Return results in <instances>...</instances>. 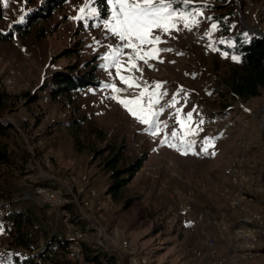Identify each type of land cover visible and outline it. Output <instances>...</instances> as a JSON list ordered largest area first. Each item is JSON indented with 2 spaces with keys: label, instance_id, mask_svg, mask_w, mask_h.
Segmentation results:
<instances>
[{
  "label": "rangeland",
  "instance_id": "374dc122",
  "mask_svg": "<svg viewBox=\"0 0 264 264\" xmlns=\"http://www.w3.org/2000/svg\"><path fill=\"white\" fill-rule=\"evenodd\" d=\"M86 2L96 8L100 15L89 17L82 14L80 9ZM165 3H170L177 14L175 27L169 33L154 29L153 36L159 35L164 42L141 47L143 52L151 51L153 47L172 51H160L156 58L146 57L147 63L136 60L139 70L132 68L128 71L129 56L135 54L131 49L123 48L122 45L126 42L120 41L105 28L103 21L111 19V6L107 4V0H95L94 3L92 0H7V6L4 5V0H0V11L4 16L0 31L3 33L14 30L16 25H23L30 14L51 6L50 17L37 23L28 34L21 36L16 32L11 39L0 41V58H16L23 67L19 89H3L7 100L2 108L0 106V119L13 125L11 120L20 124V118L25 116L30 123L20 124L23 131L33 129L34 132L43 133V146L48 156L68 174L60 178L63 183L61 186L69 194L70 200L73 198L70 190L78 194L79 188L89 186L96 191L94 197L88 196L87 191L79 195L81 204L83 199L90 202V207L83 210L88 217L76 222L81 231L90 229L91 239L84 243L85 261L82 264H108V259L114 258L97 245L99 240H102L105 247L118 248L122 253V258H116L110 264H130L134 253L145 255L150 264H215L218 258L229 255L228 246L227 253H220L221 244L217 241L215 255L205 249L203 233L207 230L204 231L206 227H201V223L204 224L207 220L203 215L200 216L201 210L197 207L205 206L206 211H211L209 209L220 206L222 212L235 216L236 219L230 221L231 226L237 220H242L244 211L230 204L233 192L222 195L221 191L213 187L216 182L224 187H229L230 184L226 183L225 176L221 178L217 175H209L207 180L196 184L199 182L194 178L179 173L182 171L177 164L179 160L194 161L213 146L224 144V141L218 144L211 140L207 151H202L206 147L205 141L209 140L206 130L223 128L227 124L221 122L222 114L228 116L229 122H235L239 130H251L256 134L255 143L238 138L236 146L240 139L251 144V150L245 153L248 162L244 166V172L250 171L255 177L252 189L253 210L262 216L260 222L252 226L264 233V204L260 203L262 199L255 196L258 188L263 189L260 194L264 195V90L261 96L250 100L233 98L224 81L231 66L239 63L232 59L236 55L229 51L235 45V36H242L248 42L253 37L264 38V0H165ZM181 14L186 19H181ZM78 15H84L85 18L74 19ZM21 16H24L23 23L19 22ZM186 22L189 27H185ZM222 23H225L224 30L229 27L228 33H223ZM213 24L216 25L215 29L212 28ZM114 48L122 50L113 59ZM224 48H228L227 51ZM106 56L109 59H105ZM88 64L100 66L98 77L102 85L87 88L77 99L79 119H86L81 126L83 132L78 135L83 147L78 150L68 127L73 118V107L67 108L54 102L44 105L43 100L50 97L49 90L41 89L45 83L50 82L54 73L67 72L75 65L82 69L79 70L82 73L83 67L86 68ZM120 75L134 77L140 87L129 88L120 80ZM24 82L29 83L27 88L22 87ZM157 82L162 84L158 91L166 95L159 99V103L153 104V111L161 108L164 111L158 117L160 134L152 136L145 132L148 125L141 124L130 115L118 99H132L147 89L141 101L147 108L149 94L157 91ZM109 85L124 89L126 93L117 97ZM34 93L39 99L29 103L26 95ZM173 99L175 104L170 107ZM45 111L54 113L49 121L42 118L41 113ZM188 113L192 114L190 122L187 119ZM244 119L250 120V127L247 129L239 124ZM187 128L198 130V141L185 155L182 152L186 149L180 141L185 139ZM99 129L105 134L106 140L103 142L91 134ZM173 131L177 132L175 139L171 136ZM19 135L21 136L20 133ZM165 136L179 145L180 151L161 144ZM22 140L18 141L21 143L20 147L14 146V162L0 171V192L4 193V198L0 199V264H10L15 258L25 260L34 256V253L13 245L11 240L12 210L24 204L40 206L33 195L36 186L34 178L25 173L30 158ZM111 145L124 146L125 158L130 163L144 154L147 156L144 167L126 190L127 196H140V201L128 210H123L121 205L111 204L107 196L110 174L101 167L103 156L95 154V150L105 151ZM242 153L239 149L233 163ZM108 155L109 152L104 154ZM152 159L161 166L155 168L157 164H153ZM162 166L163 174L158 170ZM73 175L80 179L79 183L73 181ZM181 182H186L187 186L181 187ZM155 187L161 194H167L166 201L157 193L158 197H153ZM185 193L189 199L196 201L189 203L185 199L179 200L177 196L180 194L183 197ZM168 200V207L162 209L161 204H166ZM181 203L185 210L179 209ZM68 205L77 220L79 209L74 204ZM196 209L198 214L193 213ZM46 217L52 228L51 238L47 241L54 244V249L60 247V250L48 252L50 262L47 264H79L67 258V229H62V224H58L54 217ZM99 230L103 237H100ZM55 239L56 242L53 243ZM125 240L129 242V249H120ZM221 240L225 242L224 239ZM197 250L204 251V255L200 261L194 262ZM95 256L99 257L100 263L92 261ZM230 264H264V254L253 260L231 257Z\"/></svg>",
  "mask_w": 264,
  "mask_h": 264
},
{
  "label": "trees",
  "instance_id": "16d2710c",
  "mask_svg": "<svg viewBox=\"0 0 264 264\" xmlns=\"http://www.w3.org/2000/svg\"><path fill=\"white\" fill-rule=\"evenodd\" d=\"M225 2H228V0H225ZM47 7L30 14L26 22L23 25H16L14 30L7 33L0 31V41L11 39L16 32L21 36L28 34L29 30L37 23L50 17V11H52L51 6ZM3 19L4 16L0 11V23ZM222 29H225V23H222ZM226 29L223 32L224 34L229 32V27ZM234 39L235 45L229 51H232L239 57V63L238 65L231 66V69L227 72L226 78L224 79L225 84L233 98H240L242 100L257 98L261 96L264 90V38L253 37L248 42L244 37L236 35ZM224 49L227 51L228 48ZM99 68V65L90 66L88 64L86 68L83 67L84 71L81 73L79 70L82 69L78 65H75L70 67L67 72L54 73L50 77V82L45 83L41 89L42 91L49 90V98L52 102L57 104L61 103L67 108L73 107V118L68 123V127L74 138L75 147L78 150L83 147L78 135L79 132H83L81 126L85 123L86 119H79L80 109L76 106L77 99L81 92L87 88L102 85L98 77ZM26 97L29 98V103L37 102L39 99L36 93L34 95L27 94ZM6 100L7 97L0 87L1 108ZM91 134L96 136L101 142L106 140L105 134L101 129ZM21 140V136L13 125L3 122L0 119V171L3 167L9 166L14 162V146L17 145V147H20L21 143L18 141ZM116 146H108V149L105 151L95 150V154L98 157L103 156L101 167L110 174V186L107 190V196L110 198L111 204L121 205L123 210H128L140 201V196H127L126 190L144 167L147 156L144 154L142 157L130 163L125 158L124 146ZM108 152L109 155L104 156ZM3 195L4 193L0 192V199L4 198ZM68 207L70 208V206ZM46 216V210L41 206L35 207L24 204L18 209L12 210L10 217L12 221V244L34 253V256L25 260L15 258L10 264H47L50 262L48 252L50 250H60L59 246L54 249V244L50 243V240L47 241L48 238H51L52 228ZM75 220L73 218L72 221L75 222ZM56 239L53 240V243L56 242ZM113 257L108 259L110 263L117 258L115 256ZM117 260L119 259L117 258ZM92 261L100 263L98 256H95Z\"/></svg>",
  "mask_w": 264,
  "mask_h": 264
},
{
  "label": "built area",
  "instance_id": "2783aa9c",
  "mask_svg": "<svg viewBox=\"0 0 264 264\" xmlns=\"http://www.w3.org/2000/svg\"><path fill=\"white\" fill-rule=\"evenodd\" d=\"M0 64V87L6 91H13L17 88L19 89V81L23 75L21 61L16 58L5 60L3 57H1ZM28 86V82H24L22 84L23 88H27ZM123 93H126L124 89H121L120 92L114 91V94L117 97ZM50 102L52 101L49 97H46L43 100V104L46 106H48ZM41 114L44 120L49 121L54 113L52 111H45V113L43 112ZM252 117L254 118L255 115L253 114ZM249 121V119H244L242 122L240 120L239 124L243 129H247L250 127ZM11 122L21 134V137L23 138L26 148L29 152L30 159L25 167V173L27 176L34 178L33 181L35 182L36 186L34 187L33 195L38 204L46 210V214L48 216L54 217L58 224H63L67 229V258L72 262L82 264L85 261L84 243L90 241L91 239L89 237L90 229L88 228L87 231L83 232L77 227L76 222L88 217L83 210L86 207H90V202L83 199L81 204L79 195L84 194L85 191H87L88 196L94 197L96 196V191L89 186L84 187L83 189L79 188L78 194L74 193L73 190H70L69 192L73 196L72 200H70L68 198L69 194L65 193L61 186L63 183L62 178H60V176L63 177L67 176L68 174L65 170L60 169L59 166H57V164L54 163L48 156L47 151L43 146V133L41 134L34 132L33 129L23 131L20 124L22 123L23 125H29L28 123H30L28 118L25 116L20 118V124L12 120ZM237 131V127H232L229 133H235ZM206 134L210 140H213L216 143L224 141L227 137V131L223 128L207 129ZM185 140L192 142L193 147L198 141V134L187 135ZM183 145L186 150H190L192 148L191 147L189 149L187 143ZM237 146L243 153L242 156L232 163L229 169V187H224L219 182L214 183L213 187L221 191L222 195L233 192L230 204L234 208L242 209L244 211V217L242 220H237V223L233 224L232 226L231 223L224 217L214 218L212 220V225L221 234V238L225 240L229 251V255L227 257L218 258L215 264H230L231 257L235 256L245 260H253L257 256L264 254V233L260 229L257 230L252 226L256 222H260L262 218L259 213H256L253 210L252 202L254 203V200L252 198V189L255 184V177L252 173H250V171H246L247 173L244 172V166H246V163L248 162V157L245 155V153H248L251 150V144L249 142L243 141V139H240L237 142ZM33 173H36L35 177L33 176ZM72 179L74 182H80V179L75 175L72 176ZM262 190L259 188V191ZM68 204H74L73 206L78 208L80 211V215L77 217L75 222L72 221L74 216L70 212ZM184 207L185 206L183 203L179 205V209L181 211L185 210ZM99 232L101 237L102 231L99 230ZM203 236L205 249L210 251L211 254L215 255L217 250L216 239L209 231L204 232ZM97 245L104 248V250L112 256H115L118 259L122 258V253L118 248L111 247V249H109L104 246L102 240H99ZM121 247L120 249H129V242L126 240L123 241ZM203 252L204 251L202 250H197L194 253V262L200 261L202 259L204 255ZM130 264L150 263L145 255L134 253L131 256Z\"/></svg>",
  "mask_w": 264,
  "mask_h": 264
},
{
  "label": "snow or ice",
  "instance_id": "6c2138e0",
  "mask_svg": "<svg viewBox=\"0 0 264 264\" xmlns=\"http://www.w3.org/2000/svg\"><path fill=\"white\" fill-rule=\"evenodd\" d=\"M94 3L95 0H92ZM107 4L111 6V19L104 20L105 28L113 35L117 36L120 41L126 42L123 43V48H128L133 51L134 56H129V65L127 69L131 71L132 68H137L136 60H143L147 63L148 58H156V55L160 51H172L171 49H159L153 47L151 51L143 52L142 45H158L163 43L159 35L153 36L154 29H160L163 33H169L172 28L175 27L176 12L172 10L170 3H165V0H107ZM4 5L7 6V0H4ZM82 14L87 16H99L100 13L96 8L90 6V3H85V5L80 9ZM84 15H78L74 19L82 20ZM181 19H186V17L181 14ZM20 23L24 22V16L20 17ZM185 27H189V24L186 22ZM212 28L215 29L216 25L213 24ZM222 43L224 41H221ZM122 49H112L113 59L120 55ZM215 50V49H214ZM109 59L108 56L104 57ZM233 60L239 62V57L233 56ZM137 70H139L137 68ZM120 80L125 83L129 88L140 87L136 82L134 77H126L120 75ZM115 92H120L121 89L117 88L115 85H109ZM162 87V84L157 82L155 89L149 94L150 101L145 108L141 103L142 98L145 96L147 89L141 91L139 96L132 99H118V102L124 106V108L136 118L141 124L148 125L145 129V132L152 136H157L160 134V122L158 117L164 111L161 108L159 111H153V104L159 103V99L166 95V93H160L158 90ZM116 98V97H114ZM154 98V99H153ZM175 100L171 106H174ZM192 114L188 113L187 119L190 122ZM178 123H181L178 121ZM183 126V124H182ZM166 127V125H165ZM198 130L191 128L185 129V136L195 135ZM172 139L177 137V132L173 131ZM181 144H188L189 149L192 147V142H188L185 139H181ZM211 140H206L205 145L202 151H207V146H211ZM161 144H167L169 147L176 148L180 151V146L172 143L167 136L161 141ZM182 154H187V150L183 151Z\"/></svg>",
  "mask_w": 264,
  "mask_h": 264
},
{
  "label": "crops",
  "instance_id": "0c3cea01",
  "mask_svg": "<svg viewBox=\"0 0 264 264\" xmlns=\"http://www.w3.org/2000/svg\"><path fill=\"white\" fill-rule=\"evenodd\" d=\"M221 118H222L221 120H223V121H221V120H219V121H221L222 123H227L223 127V129L227 131V137L223 142L224 144H222L221 146H213L214 148H210L208 152H206L205 154H202V157H199V158L195 159L194 161L193 160L191 162L187 161V160L177 161L179 169L182 171L179 173H181V175H182V173H184L188 177L194 178V180L196 182H199L196 184H201L204 180H207L211 175H217L218 177H221V178H223V176H225L226 180H227L226 183L229 185L230 184L229 169H230V167L234 161V157L236 155H238V153H239V149L236 146L237 139L238 138H244L245 140H249V141L255 143L254 140H255L256 134H254L253 131H251V130L245 131V130H239L238 129V131L235 133H232V132L229 133V131L231 130L232 127H236L235 122H229V118L226 114H222ZM152 163L157 164L154 166L155 168H159V166H161V164H158L153 159H152ZM158 170H160L161 174H163V172H164L163 166L161 167V169H158ZM223 173H224V175H223ZM137 175H136V177H137ZM135 178H134V180H135ZM185 183L186 182H181L180 186L181 187L187 186V184L185 185ZM187 183H188V181H187ZM149 187H151V186H149ZM150 189H152V187ZM257 191L258 192L255 191V196L259 200L262 199V200H260V203L264 204V195L260 194L261 191H259V188L257 189ZM151 193H152V191H151ZM156 193L158 195H161V197H164V198H162V200H164V199H165V201L167 200V198H166L167 194H165V193L161 194V192L158 191L155 187L154 193H152L154 198L158 197ZM186 195L187 194L185 193L183 197L182 196H177V197L179 199L181 197L182 198L181 200L185 199L189 203H194L196 201L195 199H193V200L189 199L190 197L186 196ZM147 196L148 195L146 194L145 197L147 198ZM210 198L214 199L213 197H210ZM171 201L173 202L172 198H171ZM168 203H169V200L166 204H161L162 209L165 210L166 207H168ZM192 205H196V204H192ZM198 205H200V204L198 203ZM197 208L201 210L200 216L202 217V215H203V217H206V220H207V221H205L206 223L205 222H204V224L201 223V227H203V225H204L206 227V229L204 231L207 230V232L209 231L213 235L215 234L216 236H214V237H215L217 243L221 244L220 253H222V254L227 253V244L225 242H222V240H221L222 238L220 237L218 230L212 225V220L215 217L216 218L224 217L227 221L230 222V221L236 219L235 216L229 215L226 212L225 213L222 212L220 210L221 209L220 206H215V208L213 207L212 209H209L211 211H206L205 206H198ZM169 209L171 210L172 208L169 207ZM195 211H193V213L198 214L199 211L197 209ZM64 227L65 226H63V224H62L61 228L64 229ZM181 256H182V254L179 255V257H181ZM108 264H110V263H108Z\"/></svg>",
  "mask_w": 264,
  "mask_h": 264
}]
</instances>
